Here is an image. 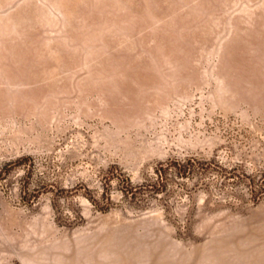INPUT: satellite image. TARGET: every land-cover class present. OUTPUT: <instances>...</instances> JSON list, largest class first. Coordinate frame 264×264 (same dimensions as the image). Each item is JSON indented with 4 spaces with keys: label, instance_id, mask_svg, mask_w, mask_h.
I'll return each mask as SVG.
<instances>
[{
    "label": "rangeland",
    "instance_id": "rangeland-1",
    "mask_svg": "<svg viewBox=\"0 0 264 264\" xmlns=\"http://www.w3.org/2000/svg\"><path fill=\"white\" fill-rule=\"evenodd\" d=\"M0 264H264V0H0Z\"/></svg>",
    "mask_w": 264,
    "mask_h": 264
},
{
    "label": "bare ground",
    "instance_id": "bare-ground-1",
    "mask_svg": "<svg viewBox=\"0 0 264 264\" xmlns=\"http://www.w3.org/2000/svg\"><path fill=\"white\" fill-rule=\"evenodd\" d=\"M87 253V252H86ZM133 253V252H132ZM75 254H77V253H75ZM134 254H136V252L134 253ZM81 255V254H80ZM88 255V254H87ZM78 256V255H77ZM92 258H94V257H92ZM94 260H95V258H94Z\"/></svg>",
    "mask_w": 264,
    "mask_h": 264
}]
</instances>
